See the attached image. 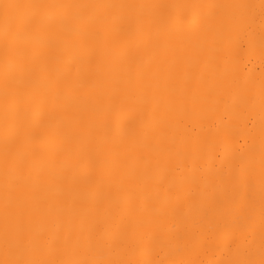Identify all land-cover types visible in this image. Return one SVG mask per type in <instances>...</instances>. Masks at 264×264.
<instances>
[{"label": "bare ground", "instance_id": "6f19581e", "mask_svg": "<svg viewBox=\"0 0 264 264\" xmlns=\"http://www.w3.org/2000/svg\"><path fill=\"white\" fill-rule=\"evenodd\" d=\"M0 264H264V0H0Z\"/></svg>", "mask_w": 264, "mask_h": 264}]
</instances>
